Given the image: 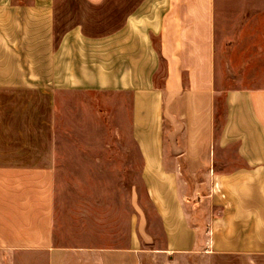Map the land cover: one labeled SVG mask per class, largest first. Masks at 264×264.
I'll return each mask as SVG.
<instances>
[{"label": "crops", "instance_id": "1", "mask_svg": "<svg viewBox=\"0 0 264 264\" xmlns=\"http://www.w3.org/2000/svg\"><path fill=\"white\" fill-rule=\"evenodd\" d=\"M0 264H264V0H0Z\"/></svg>", "mask_w": 264, "mask_h": 264}, {"label": "rangeland", "instance_id": "2", "mask_svg": "<svg viewBox=\"0 0 264 264\" xmlns=\"http://www.w3.org/2000/svg\"><path fill=\"white\" fill-rule=\"evenodd\" d=\"M69 142V140H68V138L67 137H65V136H63V144L64 143H68ZM94 142H100V140H99V138H97V137H94Z\"/></svg>", "mask_w": 264, "mask_h": 264}]
</instances>
